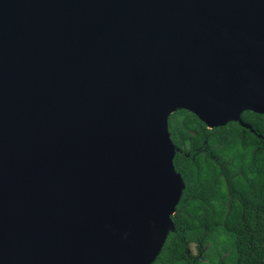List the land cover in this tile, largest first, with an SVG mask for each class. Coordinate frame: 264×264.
<instances>
[{"label":"water","instance_id":"1","mask_svg":"<svg viewBox=\"0 0 264 264\" xmlns=\"http://www.w3.org/2000/svg\"><path fill=\"white\" fill-rule=\"evenodd\" d=\"M180 110L264 140V0H0V264H153Z\"/></svg>","mask_w":264,"mask_h":264},{"label":"trees","instance_id":"2","mask_svg":"<svg viewBox=\"0 0 264 264\" xmlns=\"http://www.w3.org/2000/svg\"><path fill=\"white\" fill-rule=\"evenodd\" d=\"M241 118L264 134V115L246 111ZM197 124L203 123L184 110L169 117L170 134L177 133L179 140L186 141ZM239 127L229 123L209 137L210 143L221 145L223 159L234 173L227 189L213 164L175 154V170L185 183L171 217L179 232L168 235L153 264H200L205 242L218 233L230 240L235 253L231 264H264V140ZM259 145L263 149L258 151ZM190 244L197 246L196 256ZM216 257L215 264L231 260L225 247L216 250Z\"/></svg>","mask_w":264,"mask_h":264},{"label":"flooded vegetation","instance_id":"3","mask_svg":"<svg viewBox=\"0 0 264 264\" xmlns=\"http://www.w3.org/2000/svg\"><path fill=\"white\" fill-rule=\"evenodd\" d=\"M240 128V127H239ZM241 129V128H240ZM242 132V131H241ZM217 133L216 128H207L205 124H197L189 130V136L186 141L178 139L177 133L170 134L171 140L176 144L175 154L182 155L188 159L200 158L205 162H210L218 170L221 180L227 189L230 181L232 180L234 173L229 171V162L225 161L222 156V150L220 144L210 143L209 137ZM243 133V132H242ZM176 142V143H175ZM263 149L260 145L256 150ZM227 191V195H228ZM195 246V245H194ZM196 252L193 255L198 254L197 246H195Z\"/></svg>","mask_w":264,"mask_h":264},{"label":"rangeland","instance_id":"4","mask_svg":"<svg viewBox=\"0 0 264 264\" xmlns=\"http://www.w3.org/2000/svg\"><path fill=\"white\" fill-rule=\"evenodd\" d=\"M229 238L224 236V234H214L212 235L206 242L205 246L203 248L204 251V258L202 257V260L200 261V264H215L217 261L216 257V250L220 249L221 247H225L226 250L229 251V256L231 260H226V264H231L233 262V259L235 257V253L232 249V245L229 243ZM189 251L194 254L196 252V248L194 244H190Z\"/></svg>","mask_w":264,"mask_h":264}]
</instances>
